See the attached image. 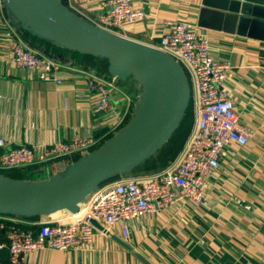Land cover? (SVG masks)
I'll list each match as a JSON object with an SVG mask.
<instances>
[{"label": "crops", "instance_id": "0c3cea01", "mask_svg": "<svg viewBox=\"0 0 264 264\" xmlns=\"http://www.w3.org/2000/svg\"><path fill=\"white\" fill-rule=\"evenodd\" d=\"M58 1L72 12L89 16L101 11L97 0ZM135 3L145 10L148 18L128 28L127 35L148 46L159 43L167 20L198 25L202 8V0H135ZM11 29L22 39L28 32L11 11L0 8L1 139L41 146L60 141L69 143L75 137H92L102 139L103 146L132 121L145 91L135 75L118 79L112 109L105 114L96 113L95 97L90 92L87 76L90 73L114 77L110 64L105 76L71 60L57 73L61 83L39 80L34 72L10 62L8 33ZM207 31L213 55L231 65L225 87L241 124L253 132V139L245 147L233 145L228 150L221 167L209 178L204 206L176 204L130 222L128 239H123L120 227L115 225L111 234H97L92 245L85 249L66 253L38 250L25 256L21 264H145L137 255L150 264H264V42ZM187 110L182 123L162 148L117 179L153 176L170 167L193 130L192 94ZM187 114L188 120L183 125ZM75 157L23 168L22 171L28 172L27 177L10 179L49 182L68 176L81 158ZM236 200L241 204H235ZM6 217L30 227L38 222L66 220L69 213L56 211ZM0 264H11L7 248L0 249Z\"/></svg>", "mask_w": 264, "mask_h": 264}, {"label": "built area", "instance_id": "2783aa9c", "mask_svg": "<svg viewBox=\"0 0 264 264\" xmlns=\"http://www.w3.org/2000/svg\"><path fill=\"white\" fill-rule=\"evenodd\" d=\"M97 1L101 6L97 15L74 13L103 32L127 38L128 28L148 18L135 0ZM3 7L5 1L0 0V8ZM8 36L9 60L14 66L34 72L39 80L62 82L57 73L63 64L32 48L15 30L11 29ZM210 37L207 30L196 24L167 20L159 43L152 46L182 68L194 102L193 130L174 163L153 176L114 179L102 184L66 220L25 227L0 215V249L9 250L11 264H21L25 256L38 250L66 253L85 249L97 234H111L115 225L120 227L123 239H128L130 222L176 204L204 206L209 178L221 167L228 150L233 145L245 147L253 139V132L241 124L225 87L231 65L213 55ZM87 77L95 97V112L107 113L112 109L118 78L90 73ZM101 146L102 139L92 137L41 146L0 138V171L29 168L74 155L84 157ZM236 203L241 204L240 200Z\"/></svg>", "mask_w": 264, "mask_h": 264}, {"label": "water", "instance_id": "95a60500", "mask_svg": "<svg viewBox=\"0 0 264 264\" xmlns=\"http://www.w3.org/2000/svg\"><path fill=\"white\" fill-rule=\"evenodd\" d=\"M4 1L6 9L35 37L106 59L114 77L121 80L135 75L145 90L126 128L81 157L68 176L49 182H24L0 175V215L75 213L78 204L97 187L139 166L171 138L188 111L189 81L165 53L103 32L58 0ZM199 17L202 29L264 42V0H202ZM118 242L131 249L122 240Z\"/></svg>", "mask_w": 264, "mask_h": 264}, {"label": "trees", "instance_id": "16d2710c", "mask_svg": "<svg viewBox=\"0 0 264 264\" xmlns=\"http://www.w3.org/2000/svg\"><path fill=\"white\" fill-rule=\"evenodd\" d=\"M23 37H24L23 38L24 41L27 42L32 48L40 50L42 53H45L48 57H50L51 59L55 60L60 64L67 63L72 60L75 61L76 64L80 63L81 65H84L87 70L89 69V71L95 69L99 74L105 76L108 73L109 61L106 59L90 56V54L85 55L79 52L71 51L53 42L37 39L29 32L24 33ZM188 116L189 115L187 114L183 125L186 124L188 120ZM74 156H76L74 159L78 158V155H74ZM27 174L28 172H24L22 171V169H16L11 171H0V175L6 176L11 179L12 178L16 179L21 177L25 178L27 177Z\"/></svg>", "mask_w": 264, "mask_h": 264}, {"label": "rangeland", "instance_id": "374dc122", "mask_svg": "<svg viewBox=\"0 0 264 264\" xmlns=\"http://www.w3.org/2000/svg\"><path fill=\"white\" fill-rule=\"evenodd\" d=\"M34 177L39 178V176H34ZM34 177H31V179H34Z\"/></svg>", "mask_w": 264, "mask_h": 264}]
</instances>
